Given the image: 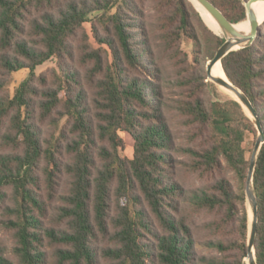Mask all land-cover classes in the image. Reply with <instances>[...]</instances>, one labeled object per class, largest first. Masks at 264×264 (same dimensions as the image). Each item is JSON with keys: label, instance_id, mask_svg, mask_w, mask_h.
Listing matches in <instances>:
<instances>
[{"label": "trees", "instance_id": "trees-1", "mask_svg": "<svg viewBox=\"0 0 264 264\" xmlns=\"http://www.w3.org/2000/svg\"><path fill=\"white\" fill-rule=\"evenodd\" d=\"M210 1L247 19L249 0ZM200 13L191 0H0V264H247L259 131L208 78L225 39ZM221 64L264 129V21ZM253 186L264 264V143Z\"/></svg>", "mask_w": 264, "mask_h": 264}, {"label": "water", "instance_id": "water-1", "mask_svg": "<svg viewBox=\"0 0 264 264\" xmlns=\"http://www.w3.org/2000/svg\"><path fill=\"white\" fill-rule=\"evenodd\" d=\"M257 1H262V0H249L245 2V6L247 9V17L253 22V30L251 33H243L236 28L237 23H233L232 21H230L227 18V16L222 12V10L219 9L213 2H211L210 0H200V2L205 7V9L212 15V17L216 20V22L220 26L221 33L214 30L206 22V20L203 18L202 14L200 13L203 20L213 30L214 33H216L217 35L225 39L223 44L218 48L215 56L208 61V64H207L208 78L210 81L214 82L217 85L227 84L228 88L234 93L233 98L238 100L243 105L246 112L252 118V120L254 121L259 131L258 139L256 141L255 148L252 153L249 176H248V183H247V188H246L247 207H248V214H249L248 255L246 257L247 264H258L257 258H256V246H255L256 236H257V226H258V200H257L256 192L253 186V175H254L260 149L262 147V144L264 143V129L262 127L261 121L258 117V114L249 96L240 87L232 83L227 77V75L226 77L228 79V82L226 83H224L219 78L215 77L213 74V68L216 66L218 62L221 63L222 58L225 57L231 51L244 48L253 43L258 33V27L263 22V21L258 22V21H255L254 19L253 9L251 5L253 2H257Z\"/></svg>", "mask_w": 264, "mask_h": 264}, {"label": "bare ground", "instance_id": "bare-ground-1", "mask_svg": "<svg viewBox=\"0 0 264 264\" xmlns=\"http://www.w3.org/2000/svg\"><path fill=\"white\" fill-rule=\"evenodd\" d=\"M192 1L196 5L198 10L201 12L204 19L207 21V23L214 30L216 29L219 31L221 29L220 26L218 25L216 20L212 17V15L205 9V7L202 5L200 0H192ZM251 7L253 9V15H254L255 21L260 22L259 20L264 19V0L253 2ZM236 28L243 33H251L253 30V22L250 20V21H243V22L237 23ZM213 74L215 77L219 78L224 83L228 82V79L226 77V74H225L220 62H218L216 64V66L213 68ZM225 85L221 84L219 86L221 93L224 95H228V96L233 97L234 93L228 88L227 84H225Z\"/></svg>", "mask_w": 264, "mask_h": 264}, {"label": "rangeland", "instance_id": "rangeland-1", "mask_svg": "<svg viewBox=\"0 0 264 264\" xmlns=\"http://www.w3.org/2000/svg\"><path fill=\"white\" fill-rule=\"evenodd\" d=\"M203 16V15H202ZM204 18V17H203ZM244 21H250L247 17L246 20ZM260 22L264 21V19L262 20H259ZM207 22V21H206ZM243 22V21H241ZM263 23V22H262ZM86 27L88 28V30H91V26H90V23H86ZM216 30V29H215ZM217 32L221 33V29L218 31L216 30ZM183 47L184 49L189 53L191 54V49H192V42L190 39L188 38H184L183 40ZM56 64H55V60L52 59V60H48L46 61L45 63L39 65L36 69L37 73H40L44 70H46L47 68L49 67H55ZM28 70L27 69H22V70H19V71H16L12 74V77L10 79V82H9V85H8V88L9 90L13 93L15 91V89L17 88V86L20 84V82L28 75ZM220 85H218V88H219ZM219 94L222 98H226L227 96L222 94L221 93V90L219 89ZM216 96L214 97V99L216 100ZM122 136L124 137L125 141H126V149L123 151V154L124 155H127L129 157H132L133 155V144H134V139L132 138V136L127 133V132H122L121 133ZM248 140L250 142H253V136L252 135H248ZM251 146V144H250ZM247 261V260H246Z\"/></svg>", "mask_w": 264, "mask_h": 264}]
</instances>
